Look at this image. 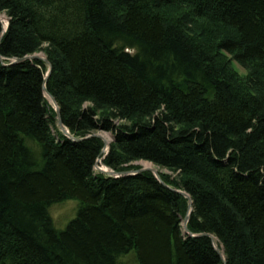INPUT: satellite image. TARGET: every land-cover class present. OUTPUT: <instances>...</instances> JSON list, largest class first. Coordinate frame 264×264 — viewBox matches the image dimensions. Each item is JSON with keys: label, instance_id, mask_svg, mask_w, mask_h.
Returning a JSON list of instances; mask_svg holds the SVG:
<instances>
[{"label": "trees", "instance_id": "obj_1", "mask_svg": "<svg viewBox=\"0 0 264 264\" xmlns=\"http://www.w3.org/2000/svg\"><path fill=\"white\" fill-rule=\"evenodd\" d=\"M0 13L2 62L50 64L44 83L40 59L0 62V264H264L262 80L240 88L220 60L264 67V0H0ZM190 18L229 33L205 46ZM95 131L113 135L108 168L142 159L175 176L95 171ZM175 190L188 231L222 256L183 232ZM69 200L57 226L50 208Z\"/></svg>", "mask_w": 264, "mask_h": 264}, {"label": "rangeland", "instance_id": "obj_2", "mask_svg": "<svg viewBox=\"0 0 264 264\" xmlns=\"http://www.w3.org/2000/svg\"><path fill=\"white\" fill-rule=\"evenodd\" d=\"M183 12V11H181ZM190 29H191V33L195 34L196 32L198 33L199 31H203L204 35L202 34V37H197V41H203L202 44H204L205 46H209V47H214L211 45V43L215 40H218V38H220L223 35H226L227 32L229 33V31H227V29L225 28H221L220 25H217L216 23H212L211 21L205 22L204 20H199V19H193L190 18ZM7 23H8V18L4 13H0V24H1V28L6 29L7 27ZM199 34V33H198ZM35 55H39L41 57L40 60L44 61L42 58H46L45 54L43 52H35L33 53ZM32 55V54H31ZM222 58H220L221 62L223 61V65L227 68V70L230 72V74L233 75L234 77V82L235 84L240 87L243 88L245 85V83L247 82L248 76L251 75L252 71L256 72L257 71V75L260 77V79L262 80V87L264 91V67L263 64L261 65H255L252 63H247L244 65H241L239 63H237L236 61L232 60L231 56H229L226 53H221ZM47 59V58H46ZM34 60V59H33ZM45 62V61H44ZM46 63V62H45ZM48 66V63H46ZM260 67V68H258ZM262 67V68H261ZM49 103V102H48ZM49 105L52 106V104L49 103ZM82 106L87 107V106H91V103L89 102H83ZM53 108V106H52ZM54 109V108H53ZM114 122L120 123L121 120H114ZM57 123V122H56ZM59 128V127H58ZM94 133H98L100 135H102V137L105 140V137L107 138V141L109 142V144L111 143V137H110V133L108 132H104V131H95ZM109 146V145H108ZM101 163V164H100ZM97 164V166L103 170H105L106 166L103 164V162H100ZM146 163V164H144ZM131 165L135 166L136 169L139 168H151L154 169L158 176L160 177V173L162 174H167L171 177H174V173L170 172L169 170L162 168L160 166H157L149 161L146 160H135L131 162ZM105 166V167H104ZM111 169V168H110ZM95 171H98L96 168H94ZM135 170V169H133ZM161 179V177H160ZM182 191V190H180ZM78 206L77 201L74 200H69V201H65L62 203H57L55 205H53L50 208V214L54 220V222L56 223L57 226H62L69 218H71L76 210ZM182 225V222H181ZM183 229V226H182ZM184 232V230H183ZM215 242L217 244V240L215 238Z\"/></svg>", "mask_w": 264, "mask_h": 264}, {"label": "water", "instance_id": "obj_3", "mask_svg": "<svg viewBox=\"0 0 264 264\" xmlns=\"http://www.w3.org/2000/svg\"><path fill=\"white\" fill-rule=\"evenodd\" d=\"M5 30L4 28L1 29L0 31V40L3 36V34L5 33ZM41 58L39 55H35V54H32V55H26L24 57H21V58H12L11 61L9 63H3L2 62V57L0 56V62H2V64L4 66H7V65H10V64H14V63H18L22 60H25V59H29V60H33V59H39ZM46 63H48L47 59L46 58H42ZM50 73V64L48 63V70L44 76V83L48 77ZM42 91L43 93H46L48 95V97L50 98V100L52 101V104L54 105V110L56 112V115H57V126L59 127V130L62 132L63 135H65L67 138L73 140V141H79L81 140L82 138H78V137H74L72 134L69 133V131L64 127V125L62 124V121H61V118H60V113H59V107L54 99V97L46 90L45 88V85L43 84L42 86ZM110 137H111V140H113V135L110 133L109 134ZM90 136V135H89ZM91 136H97L99 138L102 139L103 141V147L105 145V140L104 138L102 137V135L98 134V133H93L91 134ZM103 148L101 149L100 151V156L102 154V151ZM102 162V158L101 157H98L94 163V168H96L100 173L104 174V175H107V176H111V177H120V176H128V175H134V174H137V173H140L142 171H145V170H148L150 171L154 176L155 178L162 184V185H165V183L160 179V177L158 176L157 172L154 170V169H151V168H139V169H135V170H126V171H115L113 169H110L108 168L107 166L105 167L106 169L103 170L101 168H99L97 166L98 163ZM166 186V185H165ZM177 191L178 193H180L181 195H183L184 197H186L188 199V212L187 214L184 216V218L182 219V226H183V230H184V233H187L188 235L190 236H201V235H206L210 238L211 240V243H212V246L214 248V250L216 251V253H218L220 256H222V252L221 250L219 249V247L217 246L216 242H215V237L210 235V234H206V233H202V234H192L188 231L187 229V226H186V223H187V220H188V216H189V213H190V209H191V200L189 199V196L183 192V191H180V190H175Z\"/></svg>", "mask_w": 264, "mask_h": 264}, {"label": "bare ground", "instance_id": "obj_4", "mask_svg": "<svg viewBox=\"0 0 264 264\" xmlns=\"http://www.w3.org/2000/svg\"><path fill=\"white\" fill-rule=\"evenodd\" d=\"M41 59V58H40ZM43 95H44V97L47 99V101L50 103V104H52V101L50 100V98L48 97V95L46 94V93H43ZM52 106H53V108H54V105L52 104ZM55 111V110H54ZM56 113V112H55ZM56 120H57V115H56ZM65 136V135H64ZM107 138L108 137H105V145H104V147H103V155L101 156V158L103 159V156H104V154H106V152H107V150H108V144H109V142L107 141ZM101 164V163H100ZM144 164H146V163H144ZM99 166V165H98ZM143 168V167H142ZM186 234V233H185Z\"/></svg>", "mask_w": 264, "mask_h": 264}]
</instances>
